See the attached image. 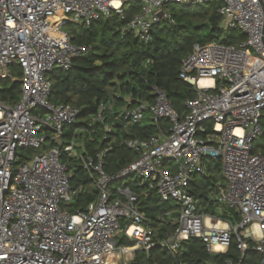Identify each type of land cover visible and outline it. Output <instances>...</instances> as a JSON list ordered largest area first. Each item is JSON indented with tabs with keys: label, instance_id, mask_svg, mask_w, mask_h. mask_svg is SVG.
<instances>
[{
	"label": "built area",
	"instance_id": "2783aa9c",
	"mask_svg": "<svg viewBox=\"0 0 264 264\" xmlns=\"http://www.w3.org/2000/svg\"><path fill=\"white\" fill-rule=\"evenodd\" d=\"M133 1L139 10L127 19L124 4ZM208 1L0 0V80L11 78L13 65L22 71L18 100L0 99V264H116L119 256L148 253L154 247L168 251L171 264H183L182 241L198 239L216 253L227 250L232 234L242 254L251 249L264 264V154L253 145L263 136L264 0H222L217 8L222 32L237 29L245 39L236 45L221 40L193 44L178 72L195 88L183 116L156 86L152 102L130 105V95L126 97L120 114L125 126L140 124L146 116L168 126L147 138L125 139L137 158L115 174L103 169L107 148L94 160L76 149L77 131L64 141V129L77 124L79 109L48 100L49 74L69 69L90 49L72 43L66 23L90 26L119 17L126 21L119 29L122 36L130 32L147 43L155 24L174 21L165 6ZM113 105V97L101 102L94 120L104 122ZM104 129L110 132L112 122ZM48 141V149L14 171L19 150H38ZM62 154L79 161L97 190L84 210L69 212L59 206L82 191L81 185H71ZM209 159L221 164L224 183L213 201L227 211V219L201 212L199 198L191 192L195 176L206 173L203 160ZM131 176L138 186L155 188L162 201L177 205L176 228L167 237H156L137 205V192L129 186L111 187ZM233 213L239 221H231ZM118 236L132 244L120 243ZM235 264H243L242 259Z\"/></svg>",
	"mask_w": 264,
	"mask_h": 264
},
{
	"label": "trees",
	"instance_id": "16d2710c",
	"mask_svg": "<svg viewBox=\"0 0 264 264\" xmlns=\"http://www.w3.org/2000/svg\"><path fill=\"white\" fill-rule=\"evenodd\" d=\"M221 2L209 0L202 5L175 7L171 11L173 23L162 21L155 24L147 43L141 42L130 32L122 36L119 29L126 21L119 17L102 18L90 26L66 23L64 29L72 43L85 44L90 48L86 54L74 59L69 69L56 68L49 74L52 90L48 100L71 104L79 109L78 122L68 127L65 134L67 139L73 131L81 130L76 136L82 141L85 154L94 160L96 154L107 148L102 157L103 169L111 175L134 161L137 152L127 148L123 141L130 137H150L157 134L160 128L167 127L168 123L161 120L157 123L125 126L120 120V114L126 106V97L130 95V105L139 101L152 102V86H156L165 91L172 107L183 116L186 112L185 103L195 96V88L181 80L178 72L182 58L191 52L193 44L221 40L227 45H236L245 39V35L237 29L229 30L221 38V19L217 14ZM124 6L127 19L139 10L135 1ZM12 68L13 77L0 80V99L14 103L19 98L22 71L17 65ZM112 97L114 105L105 114V121H95L99 104ZM109 122H112V129L107 133L104 126ZM260 123L264 137V115ZM259 151L264 154V142ZM61 161L66 163L71 173V185L82 186L74 202L68 204L71 206L69 212L84 210L87 204L96 199L97 190L78 160L62 154ZM204 164L206 173L200 180L194 179L191 192L199 198L201 212L227 219V211H217L218 206L213 201L219 187L223 185L220 161L209 159ZM120 182L121 179H117L113 184L120 186ZM123 186H129L138 193L137 205L150 220L157 238H165L175 230L173 216H164L168 210L175 214V203L162 201L155 188L138 186L137 181L130 178L123 182ZM231 221H239L236 213H233ZM118 240L122 244H132L120 236ZM179 258L183 264H235L240 259L243 264H257L256 254L251 249L241 253L233 234L225 252H209L205 243L198 239L182 241ZM171 263L169 252L159 247L152 248L148 253L136 252L132 261V264Z\"/></svg>",
	"mask_w": 264,
	"mask_h": 264
},
{
	"label": "rangeland",
	"instance_id": "374dc122",
	"mask_svg": "<svg viewBox=\"0 0 264 264\" xmlns=\"http://www.w3.org/2000/svg\"><path fill=\"white\" fill-rule=\"evenodd\" d=\"M137 3V2H136ZM138 4V3H137ZM139 5V4H138ZM177 6H180V5H176V4H173V3H171V4H168L167 6H165L164 7V9L166 10V11H168V12H171L175 7H177ZM118 19V18H117ZM228 31L225 29V31L223 32V34H222V36H221V38H223V37H225V34L227 33ZM13 66H11V68H10V73H12V71H13V68H12ZM13 76L11 75V78H12ZM38 109H34L33 110V113H36V114H38ZM145 122L146 123H149V120L147 119V120H145ZM264 142V137H259V138H257L256 140H254V142H253V145H254V149H255V151L256 150H259L260 149V145L262 144ZM51 145H50V141H48L47 143H45V145L44 146H42L40 149H38V150H32V149H30V150H27V149H23V150H19L18 151V158H17V160H16V162H15V164L13 165V169H14V171L16 170V168L18 167V165L19 164H21L25 159H29L32 155H34L36 152H43V151H45L46 149H48L49 147H50ZM67 156H71L70 154H66ZM205 161H207V160H203V163H205ZM130 179H132V180H135V177L134 176H131V177H129ZM129 178H121V182H120V186H123V182H125V180L126 179H129ZM201 179V175H197V176H195V178L194 179ZM154 181H156V177L154 178ZM111 187H113V188H115V185L114 184H111ZM74 200H75V198H73L72 199V201L71 202H64V201H61L60 202V204H59V206H60V208H62V209H66V210H68V211H71V206H69L68 204H70V203H73L74 202ZM160 249H162L161 247H159ZM162 250H165V249H162ZM166 251V250H165ZM168 252V251H167ZM121 260H122V263L124 264V262H127L128 261V256H122L121 257Z\"/></svg>",
	"mask_w": 264,
	"mask_h": 264
},
{
	"label": "crops",
	"instance_id": "0c3cea01",
	"mask_svg": "<svg viewBox=\"0 0 264 264\" xmlns=\"http://www.w3.org/2000/svg\"><path fill=\"white\" fill-rule=\"evenodd\" d=\"M121 110H122V109H121ZM147 119L149 120V123H153L152 120H151V117H150V116H146L145 119H144L140 124H148V123L145 122V120H147ZM67 129H68V127H66V128L64 129V130H65V132H64V136H63L64 141H67V140H68L67 137H66V135H65ZM80 131H81V130H78L77 132L79 133ZM69 137H70V136H69ZM69 137H68V138H69ZM76 142H77V143H76V149H77L78 151H82V152H83V151H84V147H83L82 141L79 140V139L77 138V136H76ZM50 145H52V144L50 143ZM223 183H224V180H223ZM222 186H223V185H222ZM222 186H221V187H222ZM219 189H220V187H219ZM221 209H222V208L217 207L216 210H217V211H221ZM222 210H223V209H222ZM176 211H177V210H176ZM176 211H175V214L172 213V216H173L172 220H174L175 224H176V220H175L174 217L176 216V213H177ZM222 252H225V250L222 251ZM121 257H122V256H119V257L116 258V261H117L116 264H123V263H122V260H121ZM133 258H134V255H133V256H128V261L126 262V264H132ZM256 261H257V264H259V260H258L257 256H256Z\"/></svg>",
	"mask_w": 264,
	"mask_h": 264
},
{
	"label": "bare ground",
	"instance_id": "6f19581e",
	"mask_svg": "<svg viewBox=\"0 0 264 264\" xmlns=\"http://www.w3.org/2000/svg\"><path fill=\"white\" fill-rule=\"evenodd\" d=\"M204 81H206V80H202L201 82H204ZM217 248H219V246H217Z\"/></svg>",
	"mask_w": 264,
	"mask_h": 264
}]
</instances>
